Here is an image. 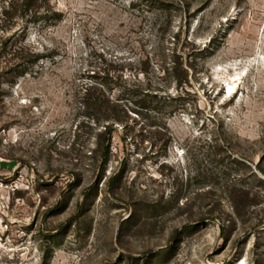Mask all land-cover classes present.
Segmentation results:
<instances>
[{
	"label": "rangeland",
	"instance_id": "374dc122",
	"mask_svg": "<svg viewBox=\"0 0 264 264\" xmlns=\"http://www.w3.org/2000/svg\"><path fill=\"white\" fill-rule=\"evenodd\" d=\"M49 6L63 19L9 21L0 53V264H264V0ZM22 47L40 59L12 82ZM121 66L171 99L157 126L130 111L101 169L80 96Z\"/></svg>",
	"mask_w": 264,
	"mask_h": 264
},
{
	"label": "trees",
	"instance_id": "16d2710c",
	"mask_svg": "<svg viewBox=\"0 0 264 264\" xmlns=\"http://www.w3.org/2000/svg\"><path fill=\"white\" fill-rule=\"evenodd\" d=\"M2 8L0 11V53H4L8 45L9 38H5V33L9 29V21L27 18L30 21L39 19L48 21H60L63 19V13L60 11H51L49 0H0ZM48 8L43 9V5ZM43 9V10H41ZM42 11V12H41ZM25 35V33L23 34ZM178 37V36H177ZM179 42V41H178ZM178 44V43H177ZM8 53V52H6ZM12 55L8 61L11 63L7 74L12 75V82L16 77L23 76L31 67L40 59V55L29 48H19V50L10 51ZM162 55L161 69L164 76L173 79L177 86L182 87L189 83L191 70H196L194 62L184 61V52H178V45L172 50L171 56L168 57L165 51L160 52ZM167 58H170L168 64ZM150 60L146 57L142 61V68L136 70L148 74ZM124 67H116L115 70L121 71L116 75L114 71L105 70L101 73L89 74L91 80L85 83L82 88L83 93L80 96L81 115H83L91 128L92 136L96 138V147L92 150V156L98 160L99 168H104L108 163L111 151L113 135L117 129V124H126L131 118L130 111L141 115L146 119H154L149 122L148 126H157V118H160L163 109L168 104L171 97L161 94L160 88L154 87L150 83L143 87L140 81H131L124 77ZM118 90L119 94L113 97V90ZM0 89V95H1ZM1 99V97H0ZM124 125L123 129L127 126ZM164 128V126H160ZM127 134V133H126ZM127 137V136H125Z\"/></svg>",
	"mask_w": 264,
	"mask_h": 264
}]
</instances>
